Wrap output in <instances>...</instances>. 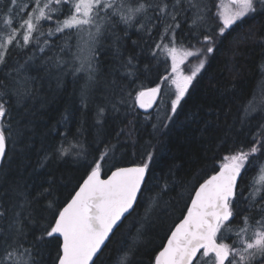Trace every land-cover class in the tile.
Here are the masks:
<instances>
[{
	"label": "trees",
	"instance_id": "16d2710c",
	"mask_svg": "<svg viewBox=\"0 0 264 264\" xmlns=\"http://www.w3.org/2000/svg\"><path fill=\"white\" fill-rule=\"evenodd\" d=\"M129 3L135 4L136 0ZM32 7L33 0H16L15 4L0 0V27L9 20L11 27H18ZM148 15L154 17L156 13L150 10ZM191 15L190 10L178 18L177 42L192 46L189 40L193 32L198 39L205 34L215 36V21L214 27L193 29ZM142 21L143 17H138L131 27L115 23L114 28L100 37L94 81L88 80L87 72L73 75V68L79 64L72 61L67 49L61 52L66 41L72 46L71 52H75L76 39L74 36L69 39L70 33L42 36L39 46L35 41L23 49L15 44L9 46L7 67L0 65V85H7L9 90L13 88L14 80L6 74L26 60L20 78L32 79L27 85L31 95L23 106L6 105L9 112L3 118L5 124L11 125L13 135L7 142V155L0 162V210L5 211L0 217V229L10 233L8 225L23 199L19 192H25L31 200L43 189H50V194L33 201L32 217L27 216V208L22 212L27 234L25 247L41 234V225L46 223L43 217L51 215L45 209L47 201H56L62 207L105 147L114 145L107 159L100 161L103 176L113 166L142 163L151 152L154 158L150 162L149 187L157 192L165 182L169 184L149 219L143 221V236L135 244L132 257V264H153L154 256L184 214L198 183L213 173L225 156L239 150L248 151L255 142L254 137L264 140L260 134L264 111L258 107L251 115H245L249 101L264 107V14L244 18L220 38L222 42L208 54L204 68L189 86L176 113L171 112V98L166 97L165 100L160 97L149 112H142L136 106L137 93L162 84L169 66L165 53L156 48L162 43L163 23L154 20L156 26L149 32V24L139 30ZM53 25L45 22L39 31L47 33ZM115 36L119 40L114 42ZM45 39L49 45L44 44ZM40 47L44 48L43 52ZM57 55L67 63L57 67ZM129 57L134 68L126 67ZM130 70L134 74L130 75ZM15 75L13 72L12 76ZM100 108L104 109L102 116H98ZM60 147L69 150L63 158L55 152ZM45 155L48 159L40 167ZM261 163H264V151L255 154L252 165L238 180L245 197ZM240 203L243 207L246 202L241 198ZM143 213L142 201L137 212L125 219L116 234L106 241L107 246L96 264H115L117 256L132 243L139 227L135 221ZM245 214L256 218L259 215ZM232 225L242 226L241 217L237 216ZM234 239V235L228 234L225 241ZM2 242L3 233H0ZM59 244L57 236L45 240L41 246L42 264H55Z\"/></svg>",
	"mask_w": 264,
	"mask_h": 264
},
{
	"label": "snow or ice",
	"instance_id": "6c2138e0",
	"mask_svg": "<svg viewBox=\"0 0 264 264\" xmlns=\"http://www.w3.org/2000/svg\"><path fill=\"white\" fill-rule=\"evenodd\" d=\"M11 3L15 4L16 0H11ZM33 5L27 19L22 20L19 27H11V20L0 27V65L7 67L9 46L13 44L23 49L35 41L39 46L42 36L52 37L57 33L64 36L70 33L68 38L74 36L76 39V51L72 53V46L66 41L61 52L67 49L72 61L79 64L73 68V75L87 72L88 80L94 81L100 37L114 28L115 23L133 26L138 17H143L139 30H144L146 24H149L151 27L147 31L151 32L152 27L156 26L153 24L155 20L163 23L160 36L162 43L157 44L156 48L162 49L172 60L171 73L162 78L174 86L175 98L170 105L172 113L177 112L189 86L204 68L208 54H212L217 43L222 42L220 38L225 37L244 18L264 14V0H228V4L220 5H214L212 0H157L155 3L136 0L135 4L129 3V0H33ZM213 7L217 8L216 12L212 11ZM150 10L156 13L154 17L148 15ZM190 10V28L204 29L210 20H214L215 36L203 35L202 43L205 46L201 48H197L195 44L190 49L183 45L177 48L176 29L180 27L178 18ZM61 16L63 19H54ZM45 22L54 23L55 27L48 28L47 33L39 31ZM37 32L39 34L34 35ZM196 34L193 32L194 37ZM165 39L167 43H163ZM118 40L119 37L115 36L114 42ZM49 43V40H44L45 45ZM40 51L43 52L44 48L40 47ZM190 57L197 58L198 63L190 73L185 74L181 65ZM27 62L18 64L6 74L13 78V88L9 90L7 85H0V159L6 157L7 142L13 135L11 125L5 124L3 119L9 112L6 105L14 103L22 107L31 95V89L27 85L32 78H20ZM66 63L57 55V67ZM128 66L135 67L132 57L128 58L126 67ZM13 72L16 74L14 77ZM129 74L134 73L130 70ZM160 90V85L144 88L137 93L135 102L140 108H149ZM258 107L260 111H264V107L249 101V106L245 107V115H251ZM103 113L104 109L100 108L98 116ZM153 128L156 126L153 125ZM260 134L264 135V126H261ZM254 141L248 151L239 150L225 156L219 171L199 184L194 197H190L191 204L187 206L183 219L176 224L167 237V243L155 255L154 264H264V163L259 165V177L254 178L246 197L238 184V178L252 165L255 154L264 151V140L254 137ZM114 148V145L105 147L99 159L94 161L91 171L78 185V190L73 189L74 195H71L63 207H58L56 201H47L45 209L51 215L43 217L46 223L41 225V234L28 243L27 247L22 212L27 208V216L32 217L35 211L32 208L33 201L45 193L50 194V189H43L31 200L25 192L18 193L23 199L8 225L10 233H4L0 229V233H3L0 264H42L41 246L47 238L57 234L62 237V242L59 244L55 264H96L103 248L107 246L106 241L116 234V229L125 219L137 212L143 201L144 213L139 221H135L139 227L136 228L132 243L115 261V264H132L135 244L143 236V221L149 219L159 198L169 189V184L165 182L157 192L149 187L150 162L154 158L151 152L144 162L133 163L128 167L113 166L115 170L106 179L101 178L100 161L106 160L108 152ZM68 151L64 147L55 150L59 158H63ZM47 159L48 156L45 155L40 167L44 166ZM241 198L246 202L243 207ZM252 212L259 214L258 218L245 214ZM4 215L5 211L0 210V217ZM237 216L241 217L242 226L233 227L232 221ZM132 226L133 222L130 221L128 227ZM228 234L237 238L232 244L223 242Z\"/></svg>",
	"mask_w": 264,
	"mask_h": 264
},
{
	"label": "rangeland",
	"instance_id": "374dc122",
	"mask_svg": "<svg viewBox=\"0 0 264 264\" xmlns=\"http://www.w3.org/2000/svg\"><path fill=\"white\" fill-rule=\"evenodd\" d=\"M213 1V0H212ZM213 4L214 5H220V4H228V1L227 0H214L213 1ZM34 6V5H33ZM32 11V8L30 9V11L29 12H31ZM212 11L213 12H216L217 11V8L216 7H213V9H212ZM28 12V13H29ZM28 13H27V15H28ZM27 15L25 16V18L24 19H27ZM23 19V20H24ZM54 19H56V17H54ZM58 19H63V17L61 16V17H59ZM22 21V20H21ZM20 21V22H21ZM214 20H210L209 21V24L207 25V27L209 26V27H212V26H214V22H213ZM211 22V23H210ZM20 24V23H19ZM18 27H19V25H18ZM55 27V24L53 25V28ZM193 31V30H192ZM195 31V30H194ZM186 43H187V41H186V39H183ZM202 40H203V37L201 38V39H198V37L197 36H191V38H190V42H193V44H195L196 45V47L197 48H201V47H204L205 45L202 43ZM168 41H167V39H165L164 41H163V43H167ZM181 45H183V47L184 48H186V49H190L192 46H190V45H187V44H185V43H181V42H177V44H176V46H177V48H180L181 47ZM160 50H162V49H160ZM75 51H76V49H75ZM167 58H168V63H169V66H168V71H167V73L165 74V76L164 77H167L170 73H171V64H172V60H171V58L169 57V56H167ZM177 59L179 60V55H178V57H177ZM198 63V59L197 58H188V60L187 61H185V63L184 64H182L181 65V68L183 69V71L185 72V74H188V73H190V71L192 70V68H193V66H195L196 64ZM160 85V89H162V91H161V94H159L158 95V98H157V100H159L160 99V97H162V99L163 100H165L166 98H171V100L172 99H174L175 97H174V86H172L171 85V83H170V81H163V83L162 84H159ZM166 97V98H165ZM135 98H136V96H135ZM163 100H162V102H161V105H163ZM171 100H170V102H171ZM157 103H158V101H156V103H155V105H154V107H153V109L155 108V106L157 105ZM152 110V109H151ZM258 177H259V172H258V174H257V176L255 177V178H257L258 179ZM237 239V238H236ZM236 239H234V240H236ZM233 240V241H234ZM223 242H225V243H228V244H232L233 242H232V240H230V241H223Z\"/></svg>",
	"mask_w": 264,
	"mask_h": 264
},
{
	"label": "water",
	"instance_id": "95a60500",
	"mask_svg": "<svg viewBox=\"0 0 264 264\" xmlns=\"http://www.w3.org/2000/svg\"><path fill=\"white\" fill-rule=\"evenodd\" d=\"M153 87H156V86H153ZM149 88H151V87H149ZM142 90H143V89H142ZM158 94H159V93H158ZM157 98H158V95H157L155 101L153 102L152 106L149 107V108H140L139 105H138L137 103H136V106H137V108H138L140 111H142V112H149L151 109H153V107H154V105H155V103H156V101H157ZM1 160H2V159H0V162H1ZM131 165H132V164H128V165H123V166H118V167H128V166H131ZM113 170H115V168H113L112 170H110V171H109L106 175H104V176H103L102 173H101V178L106 179V178H107V175H110V174H111V171H113ZM218 171H219V167H218L213 173H211L210 175H208L207 177H205L200 183H203V181H204L205 179H208L211 175L215 174V173L218 172ZM86 176H87V175H86ZM85 178H86V177H85ZM85 178H84V179H85ZM238 180H239V178H238ZM82 182H83V180H82L80 183H82ZM200 183H198V185L195 187V189H197V188L199 187V184H200ZM195 189H194V191H193L191 197H194V195H195ZM76 190H78V186H77ZM72 195H74V192H73ZM70 198H71V197H70ZM70 198H69V199H70ZM69 199H68V200H69ZM66 202H67V201H66ZM190 204H191V199L189 200L187 206H190ZM63 206H64V205H63ZM63 206H62V207H63ZM186 211H187V207H186V210H185L184 214L182 215V217H181L178 221H176L175 224L172 226V228H171V230L169 231L167 237L171 235V231L175 229L176 224H178V223L180 222V220L183 219V216L186 214ZM54 236H57V237L60 239V243L62 242V237H59L58 234H57V235H54ZM167 237H166L164 243L162 244V246H161V247L159 248V250L157 251V253H158L160 250H162L163 245H165V244L167 243ZM157 253H156V254H157ZM154 259H155V256H154ZM153 264H154V260H153Z\"/></svg>",
	"mask_w": 264,
	"mask_h": 264
},
{
	"label": "bare ground",
	"instance_id": "6f19581e",
	"mask_svg": "<svg viewBox=\"0 0 264 264\" xmlns=\"http://www.w3.org/2000/svg\"><path fill=\"white\" fill-rule=\"evenodd\" d=\"M214 27V26H213ZM209 30V29H208ZM114 52V51H113Z\"/></svg>",
	"mask_w": 264,
	"mask_h": 264
},
{
	"label": "flooded vegetation",
	"instance_id": "af4514ba",
	"mask_svg": "<svg viewBox=\"0 0 264 264\" xmlns=\"http://www.w3.org/2000/svg\"><path fill=\"white\" fill-rule=\"evenodd\" d=\"M219 241V240H218ZM220 242V241H219Z\"/></svg>",
	"mask_w": 264,
	"mask_h": 264
}]
</instances>
